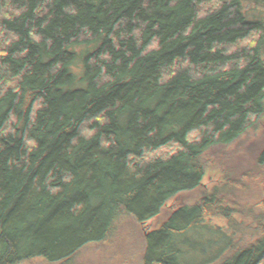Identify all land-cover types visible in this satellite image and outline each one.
I'll list each match as a JSON object with an SVG mask.
<instances>
[{
  "label": "trees",
  "instance_id": "16d2710c",
  "mask_svg": "<svg viewBox=\"0 0 264 264\" xmlns=\"http://www.w3.org/2000/svg\"><path fill=\"white\" fill-rule=\"evenodd\" d=\"M160 3L187 38L193 70L208 72L225 51L241 57V67L224 77L234 105L233 151L226 155L217 135L214 90L206 88L185 107L184 138L201 149L187 181L226 204V211H209L190 234L169 218L174 191L156 183L171 167L166 151L139 147L128 179L92 156L61 160L124 118L127 89L116 57L145 45ZM36 12L46 44L88 41L100 55L84 99L51 126L0 102V148L53 163L18 181L22 216L0 231V264H14L8 244L15 241L38 256L30 264H242L233 241L236 214L248 217L264 264V0H38ZM120 63L130 74L138 68L128 58ZM149 67L155 80L138 95L132 115L149 136L164 138L174 126L160 98L176 75L161 58Z\"/></svg>",
  "mask_w": 264,
  "mask_h": 264
},
{
  "label": "rangeland",
  "instance_id": "374dc122",
  "mask_svg": "<svg viewBox=\"0 0 264 264\" xmlns=\"http://www.w3.org/2000/svg\"><path fill=\"white\" fill-rule=\"evenodd\" d=\"M37 2L0 0V102L38 124L51 126L56 118L74 110L84 99L86 83L100 53L92 42L83 40L63 45L46 44L39 30L41 17L36 12ZM227 52L208 72L193 70L188 62L187 38L170 9L160 3L145 45L116 57L127 89L124 118L117 125L93 134L61 160L67 163L92 156L128 179L133 152L141 146H154L170 157L171 167L162 172L156 183L174 191L167 205L172 210L169 218L173 219L176 229L190 234L209 211H226V204L218 201L220 195L216 196V192L197 191L189 185V170L200 162L201 149L185 140L184 128L186 105L199 101L204 90L210 88L218 94L215 120L220 126L217 135L226 155L233 151L234 105L224 77L241 67V57L237 52L231 55ZM122 58L137 62L138 68L132 70L133 74L121 66ZM157 58L171 63L176 75L160 98L162 112L174 126L173 134L164 138L149 136L132 115L138 95L146 92L155 80L149 66L150 61ZM52 164L0 148V231L22 216L16 189L20 178L31 169ZM233 225L236 230L234 248L242 264H261L260 248L251 235L248 217L234 215ZM23 243L8 244L14 264H30L38 259L35 252L25 250Z\"/></svg>",
  "mask_w": 264,
  "mask_h": 264
}]
</instances>
